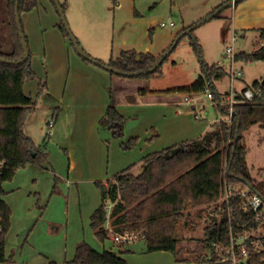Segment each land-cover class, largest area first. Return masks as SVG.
I'll return each instance as SVG.
<instances>
[{
  "label": "rangeland",
  "instance_id": "1",
  "mask_svg": "<svg viewBox=\"0 0 264 264\" xmlns=\"http://www.w3.org/2000/svg\"><path fill=\"white\" fill-rule=\"evenodd\" d=\"M59 1L66 7V20L83 50L105 62L116 58L122 50L157 53L168 49L176 39L177 31L182 29L181 10L186 8V0H174L176 5L172 0H119L117 5L112 0ZM245 2L257 9L254 0H242L238 5L249 4ZM195 6L196 3H192L188 11H193ZM3 8L1 0L0 12ZM231 10L225 13L229 18L232 17ZM211 14L204 16L203 21ZM21 19L24 30L28 31L31 48L36 39L42 41L44 38L55 47L53 56L46 58L40 43V52L35 54L39 59L36 65L32 57L38 75L24 87L25 93L33 97L36 104L26 114L23 130L44 151L46 158L43 160L40 156V164L29 163L19 168L13 179L3 185V198L13 213L9 229L13 247L7 252L10 261L0 264H62L64 250L71 253L76 243L95 239L91 237L94 231L89 225L85 227V221L101 201L96 186L98 181L106 182L145 150L146 153L161 151L198 138L203 129H210L216 118L222 117L220 108L213 105L204 92L193 93L195 100L186 104L183 101L185 94L178 91L198 79L202 74V61L226 69L223 78L214 80L215 89L221 93L229 91L232 84L240 91L255 80H264V61L237 60L236 66L243 71V76L232 81L230 58L226 54L227 47L231 46L238 53H250L257 48L262 43L256 30L260 25L257 24L240 28L232 24V18L204 21L192 30V34L181 38L162 65L160 75L147 80H131L110 75L85 62L72 46L70 37L61 35L58 25L63 22L51 0H39L34 10L22 13ZM171 21L175 27L169 26ZM161 22H166L168 27H161ZM9 29L4 31V50H10L13 43ZM58 33L61 40L56 36ZM234 35L237 37L235 42ZM194 41L200 44L202 60ZM91 67L93 71L112 76V80L93 75ZM172 97H176L175 102ZM127 99L134 100L127 102ZM109 105H114L125 116L122 137H114L109 123L101 122ZM193 106L197 111L204 108L200 119L195 118ZM155 133L159 135L155 136ZM132 137L137 146L125 149L124 145L133 141ZM243 137L251 175L260 181L264 179V129L256 124L245 131ZM141 170L139 166L133 173L139 174ZM106 204L110 202L106 201ZM109 206L111 210L112 204ZM215 208V203L190 205L183 218L176 221L175 232L181 240L179 247H193L188 256L195 262L187 264H214L204 257L209 249L203 250L197 240L216 217ZM58 227L59 231L56 230ZM246 234L264 236V221ZM191 237H194L193 241ZM95 240L99 249L104 245L108 248L119 244L111 238L103 242ZM151 260L152 257L138 255L129 257L127 262L149 264Z\"/></svg>",
  "mask_w": 264,
  "mask_h": 264
},
{
  "label": "trees",
  "instance_id": "2",
  "mask_svg": "<svg viewBox=\"0 0 264 264\" xmlns=\"http://www.w3.org/2000/svg\"><path fill=\"white\" fill-rule=\"evenodd\" d=\"M112 1L117 5L119 0ZM239 1L241 0L237 2ZM3 3L4 8L0 12V57L19 61L24 56V50L15 17L16 0H3ZM37 3L38 0H19L20 17L23 12L32 11ZM61 5L65 11V5ZM222 12L223 10L213 18H221ZM21 24L23 26L22 19ZM193 25L195 23L180 30L176 38ZM8 27L13 43L10 50H4V31ZM59 27L64 36H67L64 24H59ZM23 32L30 51L29 59L22 64L0 62V159L6 161L0 168V263L10 261L5 253V240L12 217V210L3 199V185L13 179L19 168L29 163L40 164V156L43 160L45 157L44 151L23 130L26 114L36 104L34 98L25 93V83L37 77L24 28ZM259 36L264 42V28L259 30ZM71 44L74 46L72 41ZM193 44L202 60L200 44L195 41ZM167 50L158 57L149 52L124 50L116 59L108 62L98 60L125 72H141L138 76L122 77L147 80L161 74V67L168 57L155 72L149 73L148 69ZM81 58L90 63L86 58ZM236 58L241 61H264V43L250 53H238ZM201 65L202 74L198 79L191 85L180 87L179 92L197 93L205 84H209L218 95L214 80L223 78L227 74L226 69L220 65L209 66L204 61ZM248 87L259 89V93L252 101L235 105L231 123L226 120L228 106L219 107L222 113L220 121L214 122L204 135L148 155L143 160L139 174L132 173V168L128 167L112 180L96 183L101 194V204L91 214L90 227L100 241L109 239L112 232L139 230L148 252L170 251L178 256L181 253V240L175 232L176 221L183 218L184 211L190 205L196 207L211 203L216 204L217 214L204 228L203 236L197 240L203 250L210 249L214 242L229 244L231 232L242 235L258 228L261 221L256 220L253 212L243 210L244 198L236 193V188L241 187L249 194L260 195L264 201V179L258 181L252 177L246 157L248 148L243 142V133L251 126L259 124L264 129V80H255ZM101 122L109 123L114 137L124 135L125 116L114 105L108 106ZM131 139L133 141L124 145L125 149L136 145V139ZM226 186L233 189V194L228 199L224 197ZM106 201L112 204L110 211ZM253 239L254 236L249 234L248 241ZM249 249L254 252L252 246ZM250 263L264 264V251L254 255ZM72 264H127V261L109 250L99 252L82 241L77 245Z\"/></svg>",
  "mask_w": 264,
  "mask_h": 264
},
{
  "label": "crops",
  "instance_id": "3",
  "mask_svg": "<svg viewBox=\"0 0 264 264\" xmlns=\"http://www.w3.org/2000/svg\"><path fill=\"white\" fill-rule=\"evenodd\" d=\"M39 1V0H38ZM232 0H186V8H184L183 10H181V13H182V17L184 19V24L182 26V29L185 28V27H188L190 25H192L193 23H195L197 20H201L204 16L208 15V14H211V12H213L216 8H218V6H221L225 3H229L231 2ZM242 1V0H241ZM256 5H257V9L254 10L253 9V6L252 4H250L249 2H245V3H249V4H245L244 6H240L238 5V3L240 2H236L235 4H231L230 6H228L227 8H224L223 9V12H222V17L221 19H225V20H230L232 18V24L234 25H237L239 26L240 28H246L248 26H250V24H257V25H260L259 28H257L256 30L259 31L260 29L264 28V0H254ZM192 3H196V6L193 8V11H188L189 7L192 5ZM172 4L173 5H176L175 4V1L172 0ZM250 6V7H248ZM228 9H232L231 11V15L232 17L229 18L228 15H226L225 13L228 11ZM34 10V9H33ZM171 10V9H170ZM171 12V11H170ZM189 12V13H187ZM32 14H30V17H31ZM172 22V21H171ZM170 22V23H171ZM169 23V26H171ZM168 25V24H167ZM161 26V25H160ZM176 24L174 26H171V27H175ZM59 27V25H58ZM166 27V26H165ZM164 27V28H165ZM168 27V26H167ZM60 29V27H59ZM180 29V30H182ZM32 30V29H31ZM179 30V31H180ZM34 31V30H32ZM177 31V33L179 32ZM27 36H29V34L27 33L28 31H25ZM60 32H61V29H60ZM177 33L175 34V37L174 39L176 38V35ZM45 35V34H44ZM43 35V37H44ZM61 35L63 37H66L64 36V34L61 32ZM259 35V34H258ZM57 38L59 40H61L62 38H60V34L58 33L57 35ZM235 36V35H234ZM29 39V37H28ZM34 39V38H33ZM173 39V40H174ZM237 40V39H236ZM35 44L33 45V48H31V45H30V48H31V51L32 53L34 54L32 57H33V62L34 64L36 65L37 61H39L38 57L36 58L35 54H38L40 52V43L43 45L44 47V50L43 52H45V57L47 58V56L49 57H52L53 56V53H52V49H54L55 47H53L52 45L53 44H49L46 39L44 38L42 41L40 40H35ZM63 41L66 43V39H63ZM175 41V40H174ZM173 41V42H174ZM264 42L262 41V43L260 45H262ZM259 45V46H260ZM258 46V47H259ZM171 47V46H170ZM169 47V48H170ZM257 47V48H258ZM168 48V49H169ZM228 48V47H227ZM256 49V48H255ZM253 49V50H255ZM34 50V51H33ZM128 50H133V49H128ZM166 49H163V51H165ZM124 51V50H122ZM121 51V52H122ZM163 51H159L157 53H154V52H149V53H152L155 57H158L160 56ZM120 52V53H121ZM226 52H227V49H226ZM234 52L235 53H238L235 51L234 49ZM148 53V52H147ZM240 53V52H239ZM227 54V53H226ZM237 55V54H236ZM119 57L116 56V58ZM116 58H111V59H116ZM98 59V58H96ZM33 62H32V66H33ZM76 63H81L79 62L78 60H76ZM91 63V62H90ZM93 64V63H92ZM83 65V64H81ZM95 65V64H93ZM97 66V65H95ZM80 67V66H79ZM99 67V66H97ZM101 68V67H100ZM33 69L35 70V72L37 71L36 69V66H33ZM102 70L104 71H107L103 68H101ZM91 72L93 75H99L101 76V79L102 80H106V79H111L112 80V76H108L107 73L103 72V71H98V70H95L93 71L92 70V67L90 68ZM108 73H111L109 71H107ZM37 74V72H36ZM38 75V74H37ZM96 75V76H97ZM112 75V73L110 74ZM117 76V75H116ZM98 77V76H97ZM109 77V78H108ZM125 78V77H124ZM107 80V81H108ZM248 87V86H247ZM246 88V87H245ZM227 92V91H226ZM226 92H218V95L220 94V96H224V93ZM123 94H125V92H123ZM143 94H145V92H143ZM183 94L184 95V98L185 97H189V100L188 101H185L183 100L186 104H192L193 101L195 100L196 97H192L193 93H188V92H184ZM125 97V96H124ZM176 97H172L171 100L172 102H175ZM134 99L132 100H128L127 99V102H130V101H133ZM182 101V100H181ZM179 102H176V104H178ZM181 103V102H180ZM193 111L195 112L194 115H195V118L196 119H200L199 115H202V112H203V107L197 111L195 110V107L193 106ZM203 118V117H201ZM221 119V118H220ZM219 118H216V120L214 122H218V120H220ZM213 122V123H214ZM212 123V124H213ZM211 124V125H212ZM211 127V126H210ZM209 130V127L203 129L201 131V134L198 136H202L204 135L207 131ZM159 134L158 133H155V136H158ZM132 138H135V137H132ZM183 142V141H182ZM138 143H136L135 146H137ZM134 146V147H135ZM150 148H152V145L150 146ZM145 148L142 147V150H144ZM145 153H142V155L138 158H135L132 162L131 160L129 162H131L130 165H128L126 168L128 167H131V172L133 173L135 169H137L139 166L142 167V163H143V160L145 157H147L148 155L152 154L153 152H156V151H147L146 153V150L144 151ZM70 158V157H69ZM128 159H130V157L128 156ZM126 168H122L121 170H119L117 173H115L113 175L112 178H108V180H112L116 174H118L119 172L125 170ZM107 180V181H108ZM262 180V179H261ZM101 195V194H100ZM4 199V198H3ZM101 200V199H100ZM7 203V202H6ZM8 204V203H7ZM101 204V201L100 203L98 204V206ZM9 205V204H8ZM10 206V205H9ZM97 206V207H98ZM96 207V208H97ZM11 208V207H10ZM42 208V207H41ZM95 208V209H96ZM94 209V210H95ZM12 210V208H11ZM93 210V211H94ZM93 211L90 213V217H91V214L93 213ZM13 214V213H12ZM90 217L89 219H87L85 221V227L89 225L90 227ZM12 219V217H11ZM88 227V228H89ZM91 228V227H90ZM60 227H58L56 230L59 231ZM66 229V228H65ZM56 231V232H57ZM67 232V230H66ZM10 230L8 232V236L6 238L7 243H6V240H5V253H6V256H7V252L10 251V249L13 247V241H11V238H10ZM94 233V232H93ZM91 237L92 239H98L94 234H91ZM76 238H80V237H76ZM112 239V237H110ZM93 240V241H86L87 243H89L93 248H95L97 251L99 252H102L104 250H109L111 252H114L116 253L120 258H123L127 261V259L130 257L134 258V257H137L138 255H144V256H147V257H152L153 261L150 262L149 264H187L186 262H189V261H192V262H195V259H192L191 257L188 256L189 252H191L192 250V246H191V249L188 248V247H185V246H182L181 247V253L178 255V256H175L172 252L170 251H155V252H148L147 251V248H146V245H145V240H142V239H139V241H135V242H132V243H129V244H118L117 246L112 244V246H109L108 248L105 247V245L103 246V249H99L97 246H95V242L96 240ZM191 240L194 239V237H191L190 238ZM89 240V239H88ZM193 241V240H192ZM80 242V241H79ZM101 242V241H100ZM8 245V246H6ZM77 243L74 245V250L71 251V253L69 251H65V254L63 256V263L62 264H72V261L74 260L75 258V255H76V251H77V247H76ZM75 247H76V250H75ZM150 261V260H149ZM128 263V262H127ZM130 264V263H128Z\"/></svg>",
  "mask_w": 264,
  "mask_h": 264
},
{
  "label": "built area",
  "instance_id": "4",
  "mask_svg": "<svg viewBox=\"0 0 264 264\" xmlns=\"http://www.w3.org/2000/svg\"><path fill=\"white\" fill-rule=\"evenodd\" d=\"M161 27L167 26L166 22L160 23ZM171 26H174L175 23L171 22ZM237 39L236 36H233V41ZM227 55L230 58V70L232 81L243 76V71L238 70L236 66V55L234 52L233 46L227 48ZM199 92H204L207 98L211 99L213 105L217 107H223L224 105L228 106V116L226 120L231 123L233 116L235 114L234 107L236 104L243 101H252L254 97L259 93V89H252L249 87L244 88L243 90H237L234 84L231 85L229 91L224 93V96L215 94L211 89L209 84L200 89ZM241 95V97H239ZM185 101L189 100V97L184 98ZM219 121V120H218ZM5 160L0 159V168L5 164ZM237 194L244 198L243 210L251 211L254 213L256 220L261 221L263 224L264 221V201L258 194H249L247 190L238 189ZM233 194V189L229 186L225 187L224 197L228 199ZM110 205V204H109ZM108 205V210L110 211V206ZM112 240L119 244H129L135 242L136 240L142 238L140 232L138 231H127L125 233H112ZM249 235H234L231 232V240L229 244L223 242H214L212 247L209 249V253H206L204 257L206 259L214 260L217 263H227V264H251V260L254 255L258 252L264 251V236L254 237L255 239L248 241ZM249 246H252L254 249L250 251Z\"/></svg>",
  "mask_w": 264,
  "mask_h": 264
},
{
  "label": "water",
  "instance_id": "5",
  "mask_svg": "<svg viewBox=\"0 0 264 264\" xmlns=\"http://www.w3.org/2000/svg\"><path fill=\"white\" fill-rule=\"evenodd\" d=\"M238 0H232L229 3H225L222 6H220L214 13H212L211 15H209L207 18H205L204 21H208L211 20L217 13L221 12L224 8H227L228 6H230L231 4H235ZM55 6L57 7L58 13L61 17V20L68 32V35L70 37V40L72 41L76 51L78 52V54L84 58H86L87 60H89L91 63L111 72L117 75H121V76H127V77H134V76H138L141 72H125L116 68H113L111 66H108L104 63H102L100 60L91 57L90 55H88L83 48L81 47L78 39L75 37V35L73 34V32L71 31L69 24L66 20V16H65V12L64 9L60 3L59 0H53ZM15 17H16V23H17V27H18V31H19V36L21 38V44L24 50V56L21 60L19 61H13V60H8L6 58L0 57V62L2 63H8V64H22L24 62H26L29 59L30 56V51L28 48V44L27 41L25 39V35L23 32V26L21 24V17H20V13H19V0H16V4H15ZM203 20H201L200 22H198L197 24L193 25L191 28H187L182 34H180L179 37H177L175 39V41L173 42V44L171 45V47L158 59V61L150 68L148 69L149 73H153L156 71L157 68H159L162 63L164 62V60L169 57L170 53L174 50V48L177 46L180 38H182L185 35H188L191 33V31L198 25H201L203 22ZM239 136L236 137V139H238ZM251 189H252V185H248Z\"/></svg>",
  "mask_w": 264,
  "mask_h": 264
}]
</instances>
